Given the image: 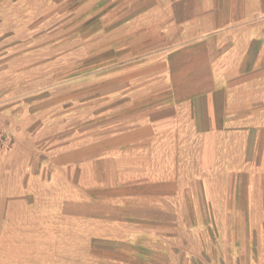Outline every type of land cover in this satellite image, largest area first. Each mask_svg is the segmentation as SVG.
<instances>
[{
    "label": "crops",
    "instance_id": "crops-1",
    "mask_svg": "<svg viewBox=\"0 0 264 264\" xmlns=\"http://www.w3.org/2000/svg\"><path fill=\"white\" fill-rule=\"evenodd\" d=\"M114 5L115 51L152 73L124 79V116L91 156L37 165L32 141L0 144V239L33 170L94 262L264 263V0Z\"/></svg>",
    "mask_w": 264,
    "mask_h": 264
},
{
    "label": "rangeland",
    "instance_id": "rangeland-1",
    "mask_svg": "<svg viewBox=\"0 0 264 264\" xmlns=\"http://www.w3.org/2000/svg\"><path fill=\"white\" fill-rule=\"evenodd\" d=\"M6 1L0 0L4 153L17 142L28 148L32 141L37 165L91 156L101 148L96 141L107 140L110 120L124 116V109L114 107L123 104L114 99L124 79L152 73L148 66L138 68L130 51L114 49L110 29L124 7L115 6V0H22L18 6ZM30 174L33 188L23 190L18 213L0 239V264H107L94 262L76 225L55 213L46 196L51 194L46 174L37 179L33 170ZM28 178L22 175L26 186Z\"/></svg>",
    "mask_w": 264,
    "mask_h": 264
}]
</instances>
